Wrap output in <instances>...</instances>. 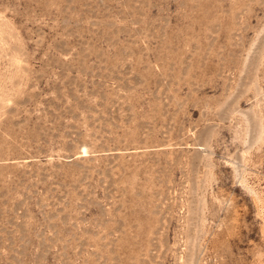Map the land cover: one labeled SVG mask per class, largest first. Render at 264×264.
Here are the masks:
<instances>
[{"label":"rangeland","instance_id":"obj_1","mask_svg":"<svg viewBox=\"0 0 264 264\" xmlns=\"http://www.w3.org/2000/svg\"><path fill=\"white\" fill-rule=\"evenodd\" d=\"M0 264H264V0H0Z\"/></svg>","mask_w":264,"mask_h":264}]
</instances>
